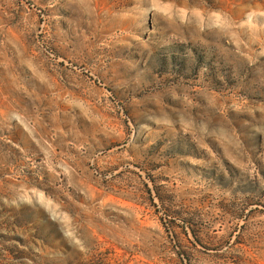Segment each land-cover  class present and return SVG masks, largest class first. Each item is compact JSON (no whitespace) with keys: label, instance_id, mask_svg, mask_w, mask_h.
Wrapping results in <instances>:
<instances>
[{"label":"rangeland","instance_id":"obj_1","mask_svg":"<svg viewBox=\"0 0 264 264\" xmlns=\"http://www.w3.org/2000/svg\"><path fill=\"white\" fill-rule=\"evenodd\" d=\"M0 264H264V0H0Z\"/></svg>","mask_w":264,"mask_h":264}]
</instances>
